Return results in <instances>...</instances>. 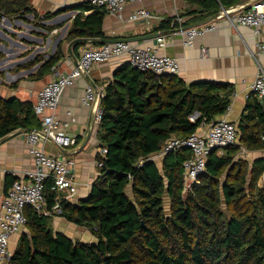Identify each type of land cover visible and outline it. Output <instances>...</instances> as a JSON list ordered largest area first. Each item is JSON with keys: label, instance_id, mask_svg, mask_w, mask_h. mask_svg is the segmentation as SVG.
<instances>
[{"label": "trees", "instance_id": "16d2710c", "mask_svg": "<svg viewBox=\"0 0 264 264\" xmlns=\"http://www.w3.org/2000/svg\"><path fill=\"white\" fill-rule=\"evenodd\" d=\"M207 1L218 6L217 0ZM83 7L93 12L85 20L77 16L70 38L105 39L106 11L88 2ZM31 11L30 0H0V13L8 17ZM60 57L61 51L50 63ZM114 78L101 98L98 123L99 146L108 152L97 154L103 166L90 194L74 203L52 190L48 180V214L25 208L29 232L22 233L8 264H264V159L251 165L239 157L242 147L264 149V103L251 96L238 122L239 143L223 154L211 152L200 183L185 191L184 162L191 151L166 154L161 167L153 156L172 136L188 137L224 114L234 88L218 81L187 83L178 74L131 65ZM39 127L32 102L0 94V138L18 128ZM58 208L60 216L95 239L55 231Z\"/></svg>", "mask_w": 264, "mask_h": 264}, {"label": "crops", "instance_id": "0c3cea01", "mask_svg": "<svg viewBox=\"0 0 264 264\" xmlns=\"http://www.w3.org/2000/svg\"><path fill=\"white\" fill-rule=\"evenodd\" d=\"M249 0H217V4L207 0H142L128 3L124 19L106 13L102 29L105 40L136 38L149 34L157 35L141 41H132L145 48H156L160 54L174 56L179 60L178 75L187 83L196 81H218L230 84L233 88L231 104L225 114L227 119L238 126L247 101L253 96L262 103V97L251 90V85L259 72V63L264 68V51L259 49L258 42L264 44V28L259 36L248 26H232L221 14L223 8L233 12L232 8ZM88 0H30L32 11L21 17H8L0 22V94L4 97H18L23 101L36 103L39 92L59 73L67 74L76 66L82 49L94 44L100 46L104 40L91 35H76L70 38L75 28L77 16L85 20L93 10L83 7ZM145 7L153 14L152 29L147 28L144 20L130 21L128 16L138 8ZM218 7V10L216 8ZM47 14L50 16L46 17ZM218 14L214 19L216 29L198 37L193 46L184 44V37L179 33L180 25L172 26V19L180 15L184 21L182 27H188L208 17ZM222 15V16H221ZM166 34L165 45L161 46L158 36ZM78 38H89L87 41L70 43ZM92 38V39H90ZM206 49L205 54L203 49ZM61 57L50 63L58 52ZM51 64V67H48ZM129 66L126 56L114 57L94 65L91 70L79 78L76 83L65 89L57 113L68 122L67 131L78 138L76 146L60 149L50 142L42 144L47 152L73 160L72 172L78 182V191L67 200L77 203L87 197L99 174L97 164L100 142L98 123L91 127L93 101L83 103L82 97L88 84L101 93L98 111H101V98L105 88L113 81L115 72ZM98 113V112H97ZM210 123H206V127ZM200 131V130H199ZM27 132L16 134L8 139L0 138V208L6 196L8 179L27 177L36 169L35 160L27 143ZM238 133V140H239ZM224 150L218 153L223 154ZM251 165L257 159H264V149L248 150L242 147L239 153ZM250 179V178H249ZM48 214V212H46ZM52 226L72 238L92 242V234L85 227L54 212ZM23 232H29L26 225L10 239L9 248L15 252Z\"/></svg>", "mask_w": 264, "mask_h": 264}, {"label": "built area", "instance_id": "2783aa9c", "mask_svg": "<svg viewBox=\"0 0 264 264\" xmlns=\"http://www.w3.org/2000/svg\"><path fill=\"white\" fill-rule=\"evenodd\" d=\"M141 1L88 0V3L91 6L103 8L110 15L124 19L127 4ZM221 14L232 26L251 27L256 37L261 34L264 28V0H257L248 7L233 12L223 8ZM152 17V12L145 7L134 9L128 16L130 21H146L148 29H152ZM5 20H7V15L3 12L0 13V22ZM183 21V17L177 15L172 21V26H181L178 32L183 35L186 46H193L198 37L215 30L217 26L213 20L197 26L182 27ZM157 40L161 46H164L166 34L158 36ZM258 46L260 50L264 51L262 42H258ZM205 52L204 48L203 53L205 54ZM120 56H126L130 65L141 71H151L155 74H178L180 71L178 58L160 54L156 48H145L132 41L104 42L100 46L94 44L85 46L71 72L59 73L56 78L43 87L34 104V111L40 118V127L28 131L26 137L36 169L29 172L27 177L13 181L0 208V264H8L13 255L9 248L10 239L27 223L25 208L32 206L39 212H47L45 189L48 180L52 182L51 189L62 193L65 198H70L78 191V182L72 172L73 160H66L64 157L47 152L42 146V144L50 142L63 149L78 144L77 136L67 131L68 122L62 120L57 113L65 89L74 85L94 65ZM255 59L259 63V72L251 85V90L259 96H264V68L259 62L258 55H255ZM95 94V87L88 84L82 97L83 103L88 104L94 100ZM101 115L102 111H98L96 121L101 119ZM196 116L197 113L193 114L192 119ZM238 143V126L227 119L225 114L222 118H216L214 122H210L207 127L206 123H202L197 131L188 137L172 136L164 143L162 150L153 156V159L159 156L163 157L172 151L188 148L191 151V156L184 162V190L188 191L200 183L199 177L206 171L211 152L216 149L223 150ZM107 152L106 147L99 149L101 157H105ZM97 164L102 167L103 161L98 160ZM56 212L61 214V208H58Z\"/></svg>", "mask_w": 264, "mask_h": 264}, {"label": "water", "instance_id": "95a60500", "mask_svg": "<svg viewBox=\"0 0 264 264\" xmlns=\"http://www.w3.org/2000/svg\"><path fill=\"white\" fill-rule=\"evenodd\" d=\"M257 0H249L248 2H244L242 4H238L236 5L235 7L232 8L233 11H238V10H241L243 8H246L248 7L249 5H251L253 2H255ZM218 17V14L214 15V16H211V17H208L206 19H203L199 22H196L188 27H191V26H197V25H200V24H203V23H206V22H209V21H213L214 19H216ZM157 35V33L155 34H149V35H146V36H139V37H136V38H120V39H115V40H101V41H104V42H115V41H141V40H145L146 38H149V37H153ZM92 39V38H90ZM89 40V38H78L76 40H73L70 45H69V48H72V45L75 44L76 42H81V41H87ZM93 40V39H92ZM103 42V43H104ZM100 96H101V93L99 91H96V94H95V98H94V101H93V113H92V121H91V127H90V130H89V133H88V137L90 136V134L92 133V128L94 126V123L96 121V115H97V112H98V103H99V100H100ZM262 101L264 102V96L262 97ZM34 130V128H18L16 130H14L13 132L7 134L6 136L2 137L1 139L2 140H5V139H8L9 137L11 136H14L16 134H20V133H23V132H28V131H32ZM260 183L261 184H264V174L262 175V177L260 178ZM144 221H142V225H144Z\"/></svg>", "mask_w": 264, "mask_h": 264}, {"label": "rangeland", "instance_id": "374dc122", "mask_svg": "<svg viewBox=\"0 0 264 264\" xmlns=\"http://www.w3.org/2000/svg\"><path fill=\"white\" fill-rule=\"evenodd\" d=\"M193 116V115H192ZM192 116H191V118H192ZM162 156H159V157H157V158H155L156 160H157V163H158V165L161 167L162 166V163H161V161H162ZM261 184V183H260ZM263 185V184H262ZM166 209L167 210H169V199L166 197ZM92 238H94V236L92 235ZM95 239V238H94Z\"/></svg>", "mask_w": 264, "mask_h": 264}]
</instances>
